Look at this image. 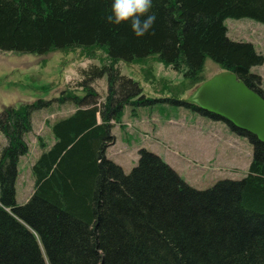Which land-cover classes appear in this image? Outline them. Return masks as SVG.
<instances>
[{"label": "trees", "instance_id": "obj_1", "mask_svg": "<svg viewBox=\"0 0 264 264\" xmlns=\"http://www.w3.org/2000/svg\"><path fill=\"white\" fill-rule=\"evenodd\" d=\"M113 0H0V51L44 55L100 48L108 63L82 69L86 94H66L77 109L52 125L54 143L32 165L34 189L17 202L21 157L39 99L0 112V264H264V142L195 101L150 98L117 63L157 56L193 82L206 61L234 72L264 97L252 71L264 54L229 37L226 20L264 24V0H152L153 28L137 37L130 22L108 23ZM107 77L103 101L92 86ZM224 121L253 146L242 179L207 189L190 185L157 153L142 147L126 173L107 156L126 106L158 103Z\"/></svg>", "mask_w": 264, "mask_h": 264}, {"label": "rangeland", "instance_id": "obj_2", "mask_svg": "<svg viewBox=\"0 0 264 264\" xmlns=\"http://www.w3.org/2000/svg\"><path fill=\"white\" fill-rule=\"evenodd\" d=\"M233 40L252 42L264 54V24L249 18L226 20ZM103 49L71 48L53 50L44 55L0 51V112L5 106H20L39 99L50 101L49 106L35 110L32 129L26 135L27 154L21 157L17 181V202L24 204L34 189L32 165L44 149L54 143L52 125L73 113L77 106L70 99L60 100L66 94L84 96L81 88L82 69L108 63ZM123 75L138 81L144 94L150 98L174 97L190 99L199 86L222 68L208 59L203 80L185 79L159 61L157 56L144 60L117 63ZM252 71L262 76L264 91V64ZM92 86L100 101L106 98L107 77L96 79ZM191 101V100H190ZM126 106L121 124H115V141L107 150L129 173L138 163L139 149L145 147L160 155L190 185L207 189L220 179H242L248 173L253 156L250 141L234 133L224 121L203 117L184 107L158 103L151 107ZM6 144L0 132V152Z\"/></svg>", "mask_w": 264, "mask_h": 264}, {"label": "water", "instance_id": "obj_3", "mask_svg": "<svg viewBox=\"0 0 264 264\" xmlns=\"http://www.w3.org/2000/svg\"><path fill=\"white\" fill-rule=\"evenodd\" d=\"M190 100L264 142V97L234 72L223 70L207 79Z\"/></svg>", "mask_w": 264, "mask_h": 264}, {"label": "clouds", "instance_id": "obj_4", "mask_svg": "<svg viewBox=\"0 0 264 264\" xmlns=\"http://www.w3.org/2000/svg\"><path fill=\"white\" fill-rule=\"evenodd\" d=\"M152 0H113L111 15L106 20L111 24L131 23L137 37H143L153 28L156 20L154 13L150 14Z\"/></svg>", "mask_w": 264, "mask_h": 264}, {"label": "crops", "instance_id": "obj_5", "mask_svg": "<svg viewBox=\"0 0 264 264\" xmlns=\"http://www.w3.org/2000/svg\"><path fill=\"white\" fill-rule=\"evenodd\" d=\"M213 122H215V121L213 120Z\"/></svg>", "mask_w": 264, "mask_h": 264}]
</instances>
